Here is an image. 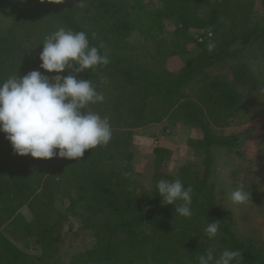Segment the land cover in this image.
Wrapping results in <instances>:
<instances>
[{"label": "trees", "instance_id": "trees-1", "mask_svg": "<svg viewBox=\"0 0 264 264\" xmlns=\"http://www.w3.org/2000/svg\"><path fill=\"white\" fill-rule=\"evenodd\" d=\"M9 1H14V18L6 34L0 36V83L15 73L23 76L36 69L25 65L27 60L36 57H28L23 45L18 43L20 37L24 41L30 39L29 44L42 49L41 43L45 36L59 27L84 31L90 45L97 46L100 53L109 58L107 65H99L79 74V78L96 82V88L108 84L110 89L105 95L101 117L107 116L110 122L122 117L117 114L124 115L126 112L133 113V117H125L124 124L117 127L110 123L113 137L117 131V136L125 134L114 142L111 139L115 145L114 154L109 152L102 157L103 150L108 149L102 147L101 152L96 154V147L86 150L84 157L78 160L35 158L36 162L23 164L26 155H18L19 159L9 163L0 162V178L6 182V191L11 195L9 199L25 203L33 214L31 220H25L17 214L9 221L0 214V264H37L35 259L38 264L41 261L59 264L56 258L57 225L69 220L71 216L78 218L80 225L94 229L95 243L91 248L74 255L70 264H173L172 260H177L182 253L186 256L184 264H197L198 257L209 249L218 256L226 248L242 253L240 264H264L261 245L235 231L214 201L213 193L208 188L211 168L209 151L202 171L188 167L176 173L164 167L156 169L159 177L150 188L145 186L147 189H141L142 194L137 189V168L125 165L115 171L106 165L108 160L129 149V133L124 132V129L158 120V113L167 109L166 104L180 103L185 96L182 85L228 54L227 49L231 44L245 46L252 39L264 35V26L242 31L233 18L235 12L248 11L253 0H160L162 7L158 9H152L146 0H63L62 3H54V0L43 4L38 0H28L27 3L21 0H0V5ZM259 1L264 7V0ZM166 19L174 21L173 44L177 46L183 44L181 37L189 39L188 28L194 22L202 27L206 23L214 25L229 19L230 24L221 34L226 40L223 46L209 50L203 43L197 42L202 47L200 54L179 73L167 75L162 74V71L153 72L138 61L134 54L136 47L128 42L133 34L162 40L159 35L164 32ZM26 23L37 28L32 32L18 34L20 31L16 28L22 30ZM40 71L46 75H55L43 69ZM69 71L62 74L68 75ZM208 85L217 93V103L224 108L232 109L242 97L226 81L212 79ZM118 86L129 90L125 98L116 89ZM185 105L190 110L191 120L203 129L204 139L209 140L208 146L219 143L232 147L236 140L233 137L212 141L205 124L197 119V112L190 109L194 108V103ZM147 111L152 112L155 118L148 120ZM6 143L11 144L6 134L0 132V147ZM159 150L154 148V154H159ZM125 156L127 159L131 157L130 153ZM149 166L137 169L139 175H143ZM200 172L202 174L198 177ZM176 178L181 181L186 178L185 187L189 183L194 185L191 208L199 209L205 222L204 228L198 225L193 210L192 216L185 218L176 213L177 205H162L161 197L156 193V182ZM60 191L68 200L64 210L55 205L56 195ZM154 194L156 198H153ZM213 222L219 224L217 241L209 238L205 232L207 225ZM5 223L20 237H34L49 252L43 251V257L30 256L2 233L1 226ZM199 236L202 238L198 240Z\"/></svg>", "mask_w": 264, "mask_h": 264}, {"label": "rangeland", "instance_id": "rangeland-1", "mask_svg": "<svg viewBox=\"0 0 264 264\" xmlns=\"http://www.w3.org/2000/svg\"><path fill=\"white\" fill-rule=\"evenodd\" d=\"M146 3L152 9H158L160 6L162 7L160 0H146ZM14 8V1H9L0 5V36L6 34L11 26L14 18ZM233 18L237 20L238 29L242 31L251 30L253 27L264 26V7L259 0H253V5L248 11L235 12ZM203 19L206 20L205 17ZM197 24L198 22H194L189 26L187 33L189 39L184 40L182 37L180 38L183 42L181 46L173 44V19L165 20L164 32L159 35V37H162V40L144 38L138 34H133L128 42L130 45L136 47L134 50L136 59L145 64L153 72L157 73L158 71H162V74L165 73L167 75L177 74L187 63L192 62L193 59L200 54L202 47L198 44L199 42L203 43L208 49L209 43L214 44L213 48L216 49L225 44L226 40L221 34L228 29L230 24L229 19L215 23L214 25L206 23L202 27H198ZM35 28H37V26L26 23L22 30L18 27L16 30L20 31L18 33L20 34L23 32L25 33V31L32 32L31 30H35ZM15 33H17V31L14 32V34ZM209 33H211V36H209ZM19 40L18 43L23 45L29 55L28 57H36V60H27L25 65L30 67L34 66L38 69L40 62L38 57L42 49L29 44L28 42H30V39L24 41L23 39L21 40L20 37ZM17 50H15V52H17ZM227 50L229 52L228 54L194 76L191 81L182 85V91L185 96L181 99L180 103L173 105L166 104L168 107H166L167 109L161 114L158 113L160 116L158 120L146 121L140 126L124 129V132H127V134L129 133V136L127 135L129 138V149L123 151L121 155H116V157L111 159L109 158L110 160H108L106 165L107 168H111L115 171L121 170L125 165H133L135 169L137 168L138 170H142L143 166L150 165L143 175H139L138 170H135L137 180H139L137 189L140 194H142L141 189L150 188L154 180L159 177L156 175V169L158 170V168L164 167L168 171L177 172L181 168L188 167L195 171H202L203 162L206 161L207 151H209L211 155V168L208 188L213 193L217 207L224 213L226 220L231 222L232 228L235 231L256 242L258 245H261L264 252V204L263 207H261V200L259 198H250L247 203L236 205L228 198V193L233 190L231 187L241 184L239 183V179H245L250 177V175L243 176L237 172V174L231 173V182H225L226 180L220 162H218V165L215 167L213 165L214 150L212 147L217 143H212L208 146L207 143L209 140L204 139L203 129L196 121L191 120L190 110L185 105L186 103H191V105L194 103V108L190 107V109L197 112V119H200L205 124L212 141L218 140V137L211 132V125H221L223 122L229 120L235 122L237 119L239 120L241 114H243L242 117H246L247 112L256 111L262 107L264 111V35L252 39L245 46L233 43ZM235 50L239 51L235 52ZM212 79L223 80L233 85L235 90L242 96L240 97L239 103L232 107V109L224 108L218 104L217 101L219 98L217 93L214 92V89L209 88L208 85ZM92 86L98 92L103 93L105 99L102 103L89 104L87 106V111L95 112L102 116V109H104L103 104L106 102L105 95L109 92L107 90L110 88L107 87L108 84L104 85V87L101 86L100 88H96V82H92ZM218 87L220 88L221 85ZM247 87L248 92L244 96L242 92ZM116 89L118 91L120 90L119 93L124 95V98L129 91H126V89L120 86L116 87ZM113 100H115V97ZM117 115L118 117H122L115 118L110 122L114 124V127L124 124L125 117H133V113L129 112H126L124 115ZM151 118H155V115L147 111V119L151 120ZM190 132H199L201 137H187ZM117 133L118 131L115 136L111 138L113 142L116 141L115 139H119L125 135L122 134L117 136ZM112 140L105 148L108 149L111 154H114L113 150L115 149V145L112 144ZM222 140L226 139L222 138ZM237 145L238 144L234 141L232 147H225L233 150L240 156L242 155L240 148L234 147ZM153 148L160 149L159 154H154ZM101 150L102 146H97L96 154H99ZM103 153L102 157L107 154V150H103ZM129 153L131 157L127 159L125 155ZM26 157L27 159L22 160L23 164L27 162H29V164L36 162L35 158L31 157L30 154L26 155ZM17 158L19 159V156L14 152L11 144L6 143L0 147V162L9 163ZM258 164L259 162L255 164V172L260 169ZM32 166L30 165L31 168H33ZM212 170H214V175H212ZM34 172L35 171H33V173ZM201 174L202 172L198 174V177ZM256 174V178L253 177V179H257L259 173L257 172ZM227 181H230V177H228ZM182 182L185 184V182H187L186 178H182ZM189 185L194 191V185L191 183H189L188 186ZM145 186L147 188H145ZM6 187L5 180L0 178V214L3 218L9 221L14 215L20 214L25 220H31L33 214L28 208V205L19 203L13 199L10 200L9 198H11V195L6 191ZM250 189V196H252V194H257L253 188ZM132 193L136 194L135 192ZM154 197L156 198V194L153 195V198ZM55 205L62 210L67 207L68 200L64 198L62 191L57 193ZM193 208H195L192 210L197 215L198 225L204 228L205 222L203 221L202 215L199 213V209L196 207ZM178 224H180V221H178ZM48 225H50V223ZM57 228L58 239L56 244L58 250L56 258L58 257L59 264H70L74 255L84 252L95 243L94 229L87 227V225H80L78 218L75 216H71L69 220L59 223ZM1 230L16 246L30 256L43 257L44 252H49V250L45 251L43 245L37 242L34 237L30 235L20 237L18 234H15L13 228H9L8 223L1 226ZM200 238H202V236H199L197 239L199 240ZM213 239L217 241L218 234ZM185 260L186 256H183L182 253L178 256L177 260L173 259L172 263L184 264L186 262ZM34 261L37 264L39 263L36 259ZM40 263L51 264L50 262L47 263L44 261Z\"/></svg>", "mask_w": 264, "mask_h": 264}, {"label": "clouds", "instance_id": "clouds-1", "mask_svg": "<svg viewBox=\"0 0 264 264\" xmlns=\"http://www.w3.org/2000/svg\"><path fill=\"white\" fill-rule=\"evenodd\" d=\"M41 44L38 69L23 76L15 73L0 83V132L6 134L18 155L78 160L86 150L106 146L113 135L107 116L87 111L89 104L104 101L103 93L89 79L79 78L88 69L107 65L109 58L97 46L90 45L84 31L59 27L47 34ZM208 47L211 50L214 44L209 43ZM40 69L56 74L46 75ZM68 70V75L62 74ZM192 192V187H185L179 178L156 182L162 205H177L176 213L185 218L193 214ZM228 198L233 204L243 205L250 200V192L239 184L228 193ZM218 230L219 224L215 222L205 228L209 238H215ZM242 258L239 250L226 248L217 256L209 249L198 257L197 264H240Z\"/></svg>", "mask_w": 264, "mask_h": 264}, {"label": "crops", "instance_id": "crops-1", "mask_svg": "<svg viewBox=\"0 0 264 264\" xmlns=\"http://www.w3.org/2000/svg\"><path fill=\"white\" fill-rule=\"evenodd\" d=\"M248 92V87L243 90L242 94L245 96ZM240 115L239 120L235 122L229 120L223 122L221 125H211V132L217 135L218 139L235 138V143L237 147L240 148L242 155L238 156L236 152L230 150L229 148L220 145L219 143L213 145V165L214 167L220 162L223 168L225 182H231V173L242 174L243 176H248L245 179H239V183H243L249 191L250 187L253 188L257 194H252L250 198H259L261 200V207H263L264 198V111L263 107L256 111H249L246 113V117ZM193 129V128H191ZM118 130V129H117ZM189 130V129H188ZM119 131H123L119 129ZM197 131V130H195ZM120 132V133H121ZM113 136V135H112ZM187 137H197L200 138L201 134L198 132H190ZM194 139V138H193ZM111 142V140H110ZM105 147V146H102ZM154 149V148H153ZM156 149V148H155ZM109 151L107 150V154ZM249 160V161H247ZM259 162V170L256 172L255 164ZM216 163V164H215ZM257 166V165H256ZM176 173V171H171ZM178 172V171H177ZM258 174L257 179L256 173ZM236 173V174H237ZM212 175H214V170H212ZM239 175V176H240ZM222 176V175H221ZM238 176V175H237ZM230 177V181H227ZM242 177V176H241ZM245 182V183H244ZM234 185V184H231ZM255 186V187H254ZM234 187H231L233 189ZM250 189V190H251Z\"/></svg>", "mask_w": 264, "mask_h": 264}]
</instances>
